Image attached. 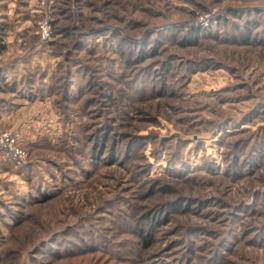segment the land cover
<instances>
[{
  "label": "rangeland",
  "instance_id": "1",
  "mask_svg": "<svg viewBox=\"0 0 264 264\" xmlns=\"http://www.w3.org/2000/svg\"><path fill=\"white\" fill-rule=\"evenodd\" d=\"M0 18L20 59L0 94L27 70L0 106L27 152L0 161V264H264V0H0Z\"/></svg>",
  "mask_w": 264,
  "mask_h": 264
},
{
  "label": "built area",
  "instance_id": "2",
  "mask_svg": "<svg viewBox=\"0 0 264 264\" xmlns=\"http://www.w3.org/2000/svg\"><path fill=\"white\" fill-rule=\"evenodd\" d=\"M39 33L42 39H48L51 34L50 24L46 21L39 23ZM2 43V21L0 18V48ZM0 161L9 162L14 167H21L27 161V152L19 143V136L16 132L11 130H1Z\"/></svg>",
  "mask_w": 264,
  "mask_h": 264
},
{
  "label": "crops",
  "instance_id": "3",
  "mask_svg": "<svg viewBox=\"0 0 264 264\" xmlns=\"http://www.w3.org/2000/svg\"><path fill=\"white\" fill-rule=\"evenodd\" d=\"M9 2V1H8ZM8 5H11V2H9L8 3ZM7 58L8 57H6V59L5 60H7ZM15 58V57H14ZM14 58H8L9 60H7L6 62H8L7 64H3L4 62H2V61H4V59H2V57L0 58V64H2L1 65V67H0V79H7L6 77H8V75H9V73H10V67L12 66V64H14V62L16 61V65L18 64V63H20V59L19 58H17V60H15ZM2 59V60H1ZM26 71L27 70H24V72L23 73H20V74H15L16 76H18L17 78H16V80H17V85H16V87L15 88H13V87H10V88H8L7 90L9 91V92H15L16 91V89L17 90H19V91H23V89H26V88H24L23 87V82H21L20 80H21V78L23 77V74L24 73H26ZM34 71V70H33ZM36 73V72H35ZM47 73H48V71H47ZM46 73V74H47ZM48 75V74H47ZM46 75H44V77L41 79L43 82H45L46 81V78H47V76L45 77ZM13 78H15L14 76H12ZM7 90H4V91H6L7 93H6V95L7 94H9V92L7 91ZM3 95H1L0 94V106H2V105H4L5 104V101H6V95H4V93H2ZM25 96V95H24ZM24 96H22V98H21V100H22V102L18 105V111L17 110H10V114H15V113H19V109H22L23 107H27V106H32V107H35V106H41V105H44L45 107H47L49 104L47 103L48 102V100H49V97H48V95L46 96L44 93L43 94H41V96H37V97H34V98H36V99H27V98H24ZM9 116H11V115H9Z\"/></svg>",
  "mask_w": 264,
  "mask_h": 264
},
{
  "label": "trees",
  "instance_id": "4",
  "mask_svg": "<svg viewBox=\"0 0 264 264\" xmlns=\"http://www.w3.org/2000/svg\"><path fill=\"white\" fill-rule=\"evenodd\" d=\"M115 149H116V143H113V150H111V154H114L115 153Z\"/></svg>",
  "mask_w": 264,
  "mask_h": 264
}]
</instances>
